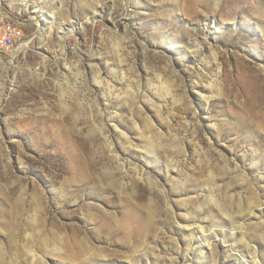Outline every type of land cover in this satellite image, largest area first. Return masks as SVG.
<instances>
[{"label": "rangeland", "instance_id": "obj_1", "mask_svg": "<svg viewBox=\"0 0 264 264\" xmlns=\"http://www.w3.org/2000/svg\"><path fill=\"white\" fill-rule=\"evenodd\" d=\"M0 5V264H264V0Z\"/></svg>", "mask_w": 264, "mask_h": 264}, {"label": "built area", "instance_id": "obj_2", "mask_svg": "<svg viewBox=\"0 0 264 264\" xmlns=\"http://www.w3.org/2000/svg\"><path fill=\"white\" fill-rule=\"evenodd\" d=\"M14 17L10 10L0 5V52L11 56L21 54L29 47L25 26Z\"/></svg>", "mask_w": 264, "mask_h": 264}, {"label": "bare ground", "instance_id": "obj_3", "mask_svg": "<svg viewBox=\"0 0 264 264\" xmlns=\"http://www.w3.org/2000/svg\"><path fill=\"white\" fill-rule=\"evenodd\" d=\"M35 11H42V9H41V6L40 5H36L35 6ZM45 17L43 16L42 17V20L44 19ZM37 35H39L40 37H43V29H41V31L37 34ZM29 43V41H27L26 42V44H28ZM10 64H11V61L9 62ZM98 73V71H97V69H96V74ZM99 77H100V74H97V76L95 77V82H96V84H101L103 81L102 80H100L99 79ZM169 83V82H168ZM164 89H168V88H165V85H164ZM153 104V106H155L156 108H157V111H159L160 110V106H157V105H155L154 103H152ZM155 108V109H156ZM150 122V121H149ZM149 124H151V123H149ZM117 126V125H116ZM147 126H149L148 124H147ZM122 134V133H121ZM149 137V136H148ZM122 164V163H121ZM125 165H123L122 164V167H124ZM139 172V176H140V179H143V173H141L142 171H138ZM137 172V173H138ZM199 230L203 233V232H207V231H209L210 230V227L208 228V229H205V226H203V225H199ZM204 241H206V245H207V247L208 248H210V250H211V252H213L212 250H213V245L211 244V242H210V240L208 239V237L207 236H205L204 237ZM32 256V259L34 260L36 257H38V256H36L35 254H32L31 255ZM36 256V257H35ZM255 264H258V263H256L255 262Z\"/></svg>", "mask_w": 264, "mask_h": 264}, {"label": "water", "instance_id": "obj_4", "mask_svg": "<svg viewBox=\"0 0 264 264\" xmlns=\"http://www.w3.org/2000/svg\"><path fill=\"white\" fill-rule=\"evenodd\" d=\"M17 21H20L19 19H17L16 17H14Z\"/></svg>", "mask_w": 264, "mask_h": 264}]
</instances>
